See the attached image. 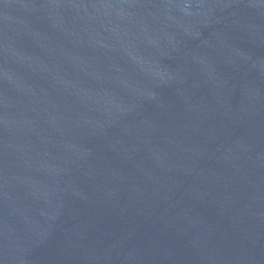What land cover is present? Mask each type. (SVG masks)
<instances>
[{
    "label": "water",
    "instance_id": "obj_1",
    "mask_svg": "<svg viewBox=\"0 0 264 264\" xmlns=\"http://www.w3.org/2000/svg\"><path fill=\"white\" fill-rule=\"evenodd\" d=\"M0 264H264V0H0Z\"/></svg>",
    "mask_w": 264,
    "mask_h": 264
}]
</instances>
